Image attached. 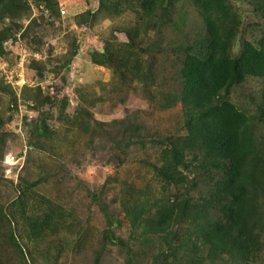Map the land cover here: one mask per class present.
Here are the masks:
<instances>
[{
	"label": "rangeland",
	"instance_id": "rangeland-1",
	"mask_svg": "<svg viewBox=\"0 0 264 264\" xmlns=\"http://www.w3.org/2000/svg\"><path fill=\"white\" fill-rule=\"evenodd\" d=\"M101 1L0 0V264H152L161 236L138 241L133 205L146 217L164 196L188 194L165 190L154 167L157 142L185 134L179 51L201 16L190 0L175 1L168 24L136 20V0H104L113 16ZM229 3L238 56L264 36V18L248 0ZM263 85L246 78L230 100L264 120ZM47 216L32 237L27 218ZM251 264H264V246Z\"/></svg>",
	"mask_w": 264,
	"mask_h": 264
},
{
	"label": "trees",
	"instance_id": "trees-1",
	"mask_svg": "<svg viewBox=\"0 0 264 264\" xmlns=\"http://www.w3.org/2000/svg\"><path fill=\"white\" fill-rule=\"evenodd\" d=\"M136 1V20L160 15L168 24L177 0ZM190 2L203 28L179 51L180 86L174 96L185 134L157 142L154 167L165 190L186 188L188 194L164 196L146 217H141L143 206L134 204L130 219L141 229L139 242L161 236L152 264H251L264 246V140L257 136L264 120L238 108L230 96L246 78L264 81V36L245 41L232 56L238 19L229 0ZM248 2L264 18V0ZM99 8L111 16L117 12L110 1L102 0ZM6 14L0 11L1 21ZM260 92L257 110L264 114V85ZM51 219L27 218L32 237L43 238Z\"/></svg>",
	"mask_w": 264,
	"mask_h": 264
},
{
	"label": "built area",
	"instance_id": "built-area-1",
	"mask_svg": "<svg viewBox=\"0 0 264 264\" xmlns=\"http://www.w3.org/2000/svg\"><path fill=\"white\" fill-rule=\"evenodd\" d=\"M65 12L66 11H65L64 8L60 9V14L61 15H64ZM4 162H5L6 165H14L15 162H16V159H15V157L13 155H10V156H7V157L4 158Z\"/></svg>",
	"mask_w": 264,
	"mask_h": 264
}]
</instances>
